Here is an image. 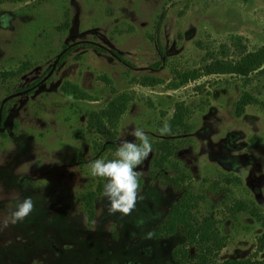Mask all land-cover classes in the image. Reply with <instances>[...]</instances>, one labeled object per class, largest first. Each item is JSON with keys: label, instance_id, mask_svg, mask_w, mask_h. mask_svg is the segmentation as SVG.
<instances>
[{"label": "rangeland", "instance_id": "obj_1", "mask_svg": "<svg viewBox=\"0 0 264 264\" xmlns=\"http://www.w3.org/2000/svg\"><path fill=\"white\" fill-rule=\"evenodd\" d=\"M4 16L11 20L0 21V223L26 197L34 208L25 228L0 231V264H66L45 237L54 228L64 233L59 247L76 244L75 264L86 259V243L118 251L139 242L128 238L131 225L153 229L184 194L199 220L215 219L224 244L218 261L264 260V75L201 72L264 44V0H0ZM195 69L197 80L179 82ZM67 83L81 95L65 92ZM243 96L249 102L238 115ZM120 98L117 119L104 120L101 132L89 126ZM165 122L171 132L162 136ZM135 128L152 143L136 169L143 199L130 215L109 216L105 182L88 165L114 159L123 139L139 143ZM240 201L248 210L233 212ZM178 240L181 228L171 248ZM152 245L135 253L148 255Z\"/></svg>", "mask_w": 264, "mask_h": 264}, {"label": "trees", "instance_id": "obj_2", "mask_svg": "<svg viewBox=\"0 0 264 264\" xmlns=\"http://www.w3.org/2000/svg\"><path fill=\"white\" fill-rule=\"evenodd\" d=\"M13 3H24L32 0H6ZM17 71L7 73L15 75ZM199 70H191L180 73L178 75L179 82L182 84L193 82L199 77ZM201 72L204 75H225L238 74L247 77L252 74L264 75V44L253 52L246 53L238 61H229L225 59H218L211 61L203 66ZM65 92L78 97L81 95L79 89L67 83L63 86ZM249 97L243 96L238 105L237 113L241 115L244 107L248 104ZM124 99H117L109 104V106L100 113H94L89 121V126L93 127L96 132H101L105 128V122L117 119L124 111ZM177 124L182 123V117L175 113L173 117ZM170 151L161 156L159 167L162 169L164 162L170 156ZM92 193L87 195V202L90 203ZM193 199L184 194L175 204L170 208L168 220L157 228L155 236L173 233L178 225H182L186 243H184L174 253L173 257L176 264H264V260L258 259H226L218 261L217 257L223 248L221 237L216 227V221L213 217H207L202 222H199L192 214ZM233 212L248 210L245 202H238L232 207ZM259 216V215H257ZM264 226V223H263ZM258 242L261 248H264V232L258 237ZM194 248L193 258L189 259V249Z\"/></svg>", "mask_w": 264, "mask_h": 264}, {"label": "clouds", "instance_id": "obj_3", "mask_svg": "<svg viewBox=\"0 0 264 264\" xmlns=\"http://www.w3.org/2000/svg\"><path fill=\"white\" fill-rule=\"evenodd\" d=\"M10 20L11 17H0L4 27H7ZM158 131L162 136L168 135L171 126L165 122ZM130 134L139 143L123 139L114 153V159L108 161L96 159L88 165L90 175L105 182L102 195L107 201L105 208L109 216L117 213L121 217L128 216L135 209L138 200L143 199L140 195L142 173L136 169L151 153L152 143L142 128H135ZM33 208L32 198H24L10 213L9 218L0 223V231L8 228L10 224L23 222Z\"/></svg>", "mask_w": 264, "mask_h": 264}, {"label": "flooded vegetation", "instance_id": "obj_4", "mask_svg": "<svg viewBox=\"0 0 264 264\" xmlns=\"http://www.w3.org/2000/svg\"><path fill=\"white\" fill-rule=\"evenodd\" d=\"M171 199L169 200H164L165 203L167 204L170 202ZM172 207V206H171ZM170 207V208H171ZM170 208L166 214L165 219L157 224L156 221H154L155 224H157L153 229L147 230L149 226H147L146 230L144 232H141V228L136 229L137 224L135 227H133L131 224V228L129 227V232L131 235L128 237L131 239L133 238H138L139 242L134 243L131 246L128 247H121L120 250L116 251L114 248L110 249H98L96 246L93 244H84V248L86 247V254L85 257L86 259H80L78 264H149L155 262L154 260H160L164 259L167 264H176V261L173 257L174 253L177 251L178 248H180L184 243H186V236L184 229L182 225H178L176 230L173 233L166 234L165 235H157L155 236L154 233H156V230L158 227L163 225L169 217L170 214ZM144 211V209H142ZM165 209L162 213L164 214ZM192 214L196 217V214L194 213V210L192 209ZM144 216V215H143ZM212 217L211 215L208 216ZM205 218L203 217L200 220L196 217V219L199 222H202ZM36 221V218H34ZM150 220H154V217L151 218ZM19 226H23L25 228L24 220L23 222H19ZM183 230V235H184V241L179 242V247L176 248H171L173 243L177 241V236L179 229ZM40 230V229H37ZM50 234L46 233L45 237L48 239V243H54L51 244V250L54 253V256H57L55 253H57L61 258L66 262V264H75V262L72 260L73 259V254L76 253L75 246L76 244L72 245H67L66 248H61L59 247L55 242L56 239H59L63 233V231L59 228H54ZM141 232V233H140ZM37 233V232H36ZM69 234H74L73 231L70 230ZM90 236V235H89ZM89 240V238L86 240V242ZM148 242H151L153 245L148 248L147 250L150 252L148 255H143L142 253L137 254L135 253L136 248H143L145 244ZM33 245L31 242L27 243L24 248L27 249L28 246ZM120 245V244H117ZM171 248V249H170ZM194 251V248L189 249V254L191 251ZM169 251V252H168ZM18 256L21 260L25 258V255L22 253V250L17 251ZM115 257L119 259H114ZM169 260V261H168ZM97 261V262H96Z\"/></svg>", "mask_w": 264, "mask_h": 264}]
</instances>
